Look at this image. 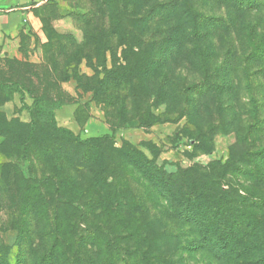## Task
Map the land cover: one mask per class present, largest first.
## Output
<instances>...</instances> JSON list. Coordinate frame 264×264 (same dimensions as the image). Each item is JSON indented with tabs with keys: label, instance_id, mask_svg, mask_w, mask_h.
<instances>
[{
	"label": "rangeland",
	"instance_id": "374dc122",
	"mask_svg": "<svg viewBox=\"0 0 264 264\" xmlns=\"http://www.w3.org/2000/svg\"><path fill=\"white\" fill-rule=\"evenodd\" d=\"M188 1L217 23H228L212 36L216 55L208 77L183 51L168 58L163 72L150 77L143 70L151 48L178 21L181 0H48L34 10L33 23L23 20L18 39L5 51L0 44V131L5 132L0 134V249L9 250L8 264H19L20 257V264H33L37 253L61 264H97L93 232L100 230L116 235V264H136L138 249L156 264H221L195 244L190 225L155 195L139 170L118 156L128 145L159 164L168 162L170 172L178 165L205 171L235 158L228 180L237 195L247 197L242 202L264 215V164L260 171L252 154L264 146V0H243L239 7L227 0ZM114 69L120 72L113 75ZM223 69L229 72L227 86ZM204 83H210L206 90ZM27 88L59 105L58 126L83 139L111 136L91 149L118 163L109 178L114 199L125 202L133 194L136 208H122L119 219L108 207L105 187L92 185L86 149L62 138L50 143L52 122L35 116ZM149 117L161 122L139 125L140 118ZM13 120L23 125L9 126ZM31 122L35 136L27 141ZM49 174L68 183L66 192L73 184V192L83 195L77 205L64 207L67 235L55 222V207L63 203L58 204L54 186L41 191L48 203L45 216L22 206L19 187Z\"/></svg>",
	"mask_w": 264,
	"mask_h": 264
},
{
	"label": "trees",
	"instance_id": "16d2710c",
	"mask_svg": "<svg viewBox=\"0 0 264 264\" xmlns=\"http://www.w3.org/2000/svg\"><path fill=\"white\" fill-rule=\"evenodd\" d=\"M135 1L137 0H133V2ZM227 1L239 7L243 0ZM177 5H179L176 10L179 14L178 21L175 25L170 26L164 38L151 48V55L146 57L143 70L150 77L157 72H163L168 66V58L178 51H183L187 53L193 68L208 77L210 70L208 71L207 67L216 55V46L212 36L215 30L221 26L227 27L228 23L226 21L223 24L217 23L191 5L188 0H181ZM117 16L120 19V15L117 14ZM118 70L114 69L111 73L115 75ZM214 71L217 73L220 70L215 67ZM228 75L227 70L222 71L223 86H227L226 77ZM209 85L210 83L205 86L204 83L201 89L206 90ZM231 89L230 86L224 90ZM36 91L34 88L26 89V92L34 100L35 116L37 118L47 117L52 122L50 132L47 134L50 138L49 141L52 140L50 143H55L62 138L64 142L74 143L78 148L84 147L86 149L90 159L92 185L98 190L102 189V185L105 187L103 191L104 201L111 205L108 207L115 210L119 219L123 215L122 208L128 210L136 208V199L134 200L133 194L125 198V202L114 199L113 186L109 178L115 174L114 166L118 163L111 162L105 155L93 154L94 150L91 149L92 146L103 145V141L111 139V136L104 135L83 139L71 129L58 126L54 111L58 109L59 105L53 106L45 103L36 94ZM220 93L222 92L220 91ZM252 102L253 110L257 112L255 98H252ZM159 122H161L159 118L153 117L138 120L140 126H151ZM14 123L23 125L14 120L8 121L7 124L10 126ZM27 127L26 140H33L35 136L34 124L31 122ZM0 134H5V132L0 131ZM197 147L200 149V146ZM116 153L124 162L136 167L149 182L155 195L166 202L181 221L190 225L197 237L195 244L209 252L221 264H264V215L257 216L252 211L253 204L249 205L247 202H242V199L248 200L247 197L237 195L234 185L227 178L228 173L236 168L235 158H230L221 167H219L220 163L214 162L205 171L178 165L177 171L170 172L166 167L168 162L163 161L159 164L155 157L149 158L144 151L131 145L124 146ZM252 154L258 159L257 168L262 171L260 166L264 164V146L256 149ZM27 182L28 185L25 187H19L22 206L26 212L28 209H34L38 213L42 212L44 216L47 213L48 203L41 191L48 185L55 187L58 204H63H59L58 208L55 207L54 218L57 224L64 226L66 231L62 232L67 235L70 219L64 207L66 208L68 204L77 205L78 201L83 198V195L80 197L81 192L77 190L73 192V184L69 185V190L66 192L68 183L63 182L56 174H49L42 178L34 177L33 180ZM23 203H28V205L25 206ZM235 205L237 209H232ZM66 216L69 220L66 219ZM22 224L23 227L28 226L26 219ZM69 235L73 237L71 233ZM93 235L100 250L97 264H116V254L119 253L116 235L103 230L95 231ZM60 241L59 238L58 242ZM8 252L6 247L0 249V264H8ZM57 252L59 255L62 254L61 243ZM136 256L139 258L136 264H156L150 260L146 252L140 249L137 250ZM50 257V254L42 256L37 253L33 264H61V261L57 260L55 256L53 259ZM20 258L18 259L19 264L22 261ZM167 264L173 263L168 262Z\"/></svg>",
	"mask_w": 264,
	"mask_h": 264
},
{
	"label": "crops",
	"instance_id": "0c3cea01",
	"mask_svg": "<svg viewBox=\"0 0 264 264\" xmlns=\"http://www.w3.org/2000/svg\"><path fill=\"white\" fill-rule=\"evenodd\" d=\"M43 3L46 1L0 0V44L4 46L3 51L5 46L18 39V33L23 29L20 24H23L24 19L34 22V10Z\"/></svg>",
	"mask_w": 264,
	"mask_h": 264
},
{
	"label": "built area",
	"instance_id": "2783aa9c",
	"mask_svg": "<svg viewBox=\"0 0 264 264\" xmlns=\"http://www.w3.org/2000/svg\"><path fill=\"white\" fill-rule=\"evenodd\" d=\"M43 1H48V0H43Z\"/></svg>",
	"mask_w": 264,
	"mask_h": 264
}]
</instances>
